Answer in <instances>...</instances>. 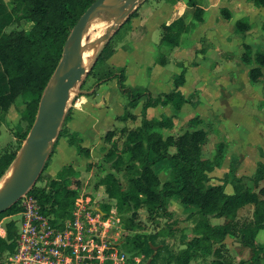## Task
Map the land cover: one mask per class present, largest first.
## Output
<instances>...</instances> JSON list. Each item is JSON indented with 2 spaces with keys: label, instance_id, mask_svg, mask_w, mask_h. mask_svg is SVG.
I'll return each mask as SVG.
<instances>
[{
  "label": "crops",
  "instance_id": "crops-1",
  "mask_svg": "<svg viewBox=\"0 0 264 264\" xmlns=\"http://www.w3.org/2000/svg\"><path fill=\"white\" fill-rule=\"evenodd\" d=\"M195 6L202 9L201 20L193 16ZM222 10L230 16L224 17ZM178 18L185 29L176 44H167L162 39V27ZM237 21L244 24L242 30L237 29ZM122 23L112 34V53L96 63L93 73L71 98L64 131L54 140L45 170L53 178L64 166H71L79 175L87 173L89 166L104 155L107 131L140 123L145 98L127 107L114 75L95 84L99 77L122 70L123 83L134 92L146 91L153 97L177 92L186 100L180 107L171 102L146 107L144 115L147 119L169 118L170 126L160 128L164 136L196 129L206 132L204 154L212 164L207 185L222 184L231 194L234 184L239 183L264 197V68L259 81L249 77L250 68L256 65L254 54L264 52V7L251 0H142ZM245 45L249 47V63L243 59ZM181 74L182 83L176 87L174 80ZM126 113L135 118L121 119ZM136 120L138 124H129ZM76 144L87 154L78 153ZM174 151L175 147H169L170 153ZM153 169L161 182L170 178L167 159L154 163ZM121 170H114L117 178ZM245 207L251 211L248 220L238 216ZM167 211L170 218L176 214L174 222L199 216L188 215L189 210L174 196L167 200ZM252 216L253 205L247 204L238 209L236 218L249 221ZM207 217L213 225L224 222L222 216ZM262 230L255 233L254 240L264 251ZM194 235L192 229L186 243ZM228 241L240 247L239 254ZM222 243L235 262L251 255L250 248L231 234ZM260 264H264V255Z\"/></svg>",
  "mask_w": 264,
  "mask_h": 264
},
{
  "label": "trees",
  "instance_id": "trees-1",
  "mask_svg": "<svg viewBox=\"0 0 264 264\" xmlns=\"http://www.w3.org/2000/svg\"><path fill=\"white\" fill-rule=\"evenodd\" d=\"M93 1L18 0V5L23 6L24 17L31 21L32 25L28 31L6 33L4 29L12 23L14 14L5 0H0V112L7 111L18 96L22 97L23 108L20 111V119L26 122L27 127L16 132L15 136L20 142L24 141L35 119L40 96L61 57L71 28ZM251 1L264 7V0ZM201 15L202 9L195 6L194 18L201 20ZM222 15L226 18L230 16L227 10H222ZM236 27L242 30L245 26L237 21ZM184 29L185 25L181 18L164 25L163 41L171 45L176 44L179 34ZM111 38L112 36L98 52L88 73H91L98 61L112 53ZM244 47L246 51L243 59L249 63L251 61L249 47L247 45ZM254 62L256 65L250 68L249 77L253 81H259L262 77L261 68H264L263 51L254 54ZM112 75L117 77L118 87L127 107H134L142 98L145 100L142 105V117L137 126H123L118 129L117 134L115 130H109L105 134L104 138L111 143V147L104 153L103 160L114 170L134 169V174L130 175L126 182H122L113 172H107L98 179L97 184L102 185L107 197L114 200L113 204L102 203L101 209L106 213L110 210L118 214L130 212L131 216L127 217L126 221L129 222V227L135 230L139 226L133 223V219L139 207L145 206L151 212L161 211V215L170 218L167 200L174 196L184 208L189 210L188 215L198 214L200 218L193 228L195 235L180 252L169 254L165 264H170L171 261L175 264H189L190 260L205 258L208 255L211 256L210 264H260L264 251L261 245L255 243L254 236L259 229L264 228V197L244 189L239 183L234 184V191L231 194L224 191L222 184H206L207 172L211 170L212 164L204 154L206 143L204 130L196 129L175 136H164L160 128L170 126L169 118L145 117V108L149 106L171 102L176 107H180L186 101L182 96L177 92L163 93L155 97L146 91L134 92L123 83L122 70L99 77L95 84L107 80ZM182 80L183 74L174 80L175 86L182 83ZM69 113L70 108L65 113L64 120ZM127 118L134 119L135 116L126 113L121 117V119ZM62 131L64 129L60 128L58 133ZM121 138L123 143L119 150L117 141ZM171 146L175 147L172 153L169 152ZM76 148L78 153L88 152L78 144ZM16 155L17 149L9 147L0 153V178ZM162 159H167L171 163L170 178L164 182L160 181L153 169V164ZM46 167L47 161L44 169ZM74 173L71 166H64L56 177L51 178L47 183L39 185L36 182L28 190V194L37 199L46 213L65 217L69 215L77 191L69 188L63 180ZM42 175L41 173L37 181L42 179ZM247 204L253 205V218L249 221H239L236 218L237 211ZM19 209V201H17L0 213V220ZM208 215L222 216L224 222L213 225L209 222ZM5 226L6 237H0V261L14 247L15 225L13 221H8ZM227 234L237 237L242 246L250 248V257L235 262L232 254L222 243ZM156 235L145 236L135 233L127 238V242L131 244V249L140 250L144 256H147L151 251L149 244Z\"/></svg>",
  "mask_w": 264,
  "mask_h": 264
},
{
  "label": "rangeland",
  "instance_id": "rangeland-1",
  "mask_svg": "<svg viewBox=\"0 0 264 264\" xmlns=\"http://www.w3.org/2000/svg\"><path fill=\"white\" fill-rule=\"evenodd\" d=\"M5 2L7 3L8 7L12 10L14 14V20L10 25H8L4 29V32L12 33L18 30L28 31L32 25V22L24 17L22 9L23 6L18 5V0H5ZM123 22H126V19ZM104 44L105 41L102 42V45L97 51V54L102 49ZM93 70L91 71V73H93ZM87 73L84 76L82 82L86 78H89V76L91 75V73ZM81 83L76 84L74 89L71 91L70 98L66 106V112L68 108H70L71 98H73L75 92H77V88H79ZM22 108V97L18 96L14 104L7 111L0 112V153L8 147L16 148L17 153H19L20 148L23 145V142H20L15 136L18 129L24 130L27 127L26 122L20 119V111ZM63 121L64 119H62L59 130L64 124ZM129 124L136 125L138 124V120L132 123L129 122ZM120 127L121 126L114 127L116 134ZM117 142L118 149L120 150L122 148L123 139L121 138ZM106 143L107 145L103 148V154L111 147L110 142ZM89 168L91 170H89L87 173H83L81 175L76 173L71 174L69 175V177H66L63 182L69 188L75 189L77 193L88 194L92 198H96L97 206L98 204L101 206V204L105 202H111L113 204L114 200L109 199L107 195H104V193H102L101 190H104V187H99L97 185V182L98 179L101 178L107 172L112 171L114 173V169L110 167L109 163L103 160V155L101 158L98 159V161H94V163L89 166ZM42 174V179L36 181L39 185L47 183L51 178H53L45 169L42 171ZM133 174L134 169H124L120 172H117V176L120 180H122V182H126V179ZM169 209L173 210L170 207ZM103 212L107 214L105 210H103ZM160 212L161 211L151 212L147 210L145 206L139 207L136 211V216L133 219V223L138 224L139 226L138 228H135V230L131 229L129 227V222L126 221V218H129L131 216L130 212L122 214H118L115 211L111 212V215H113L114 222H109V225L111 227H108L110 228L108 232V237L112 243V247H109V249L111 250L112 257L114 258V264H149L150 262L153 264H165L166 257L169 254L178 253L185 247L186 239L190 237V232L192 231V229L194 228L193 226L200 217L194 216L188 218V220L184 218L182 219L184 222L181 223L178 221H172L176 214H172L173 218H168L163 214L161 215ZM238 216L240 219L248 220L251 216V211L249 207H245L244 209H242ZM2 222H4V220ZM135 233L143 234L145 236L157 234L149 244L151 251L147 256H144L140 250L130 248L131 244H128L127 238L131 237ZM262 233H264V230H262ZM228 244L230 248L234 247L233 249L235 250V252L239 254L241 249L240 247H238V245L232 244L231 241H228ZM210 258L211 257L209 256L205 260L193 259L190 260L189 264H209ZM170 264H175V262L171 261Z\"/></svg>",
  "mask_w": 264,
  "mask_h": 264
},
{
  "label": "built area",
  "instance_id": "built-area-1",
  "mask_svg": "<svg viewBox=\"0 0 264 264\" xmlns=\"http://www.w3.org/2000/svg\"><path fill=\"white\" fill-rule=\"evenodd\" d=\"M18 201L20 209L0 220L2 238L6 222L15 225L13 250L0 264H114L108 237L114 210L105 214L96 198L77 193L65 217L46 213L28 192Z\"/></svg>",
  "mask_w": 264,
  "mask_h": 264
},
{
  "label": "water",
  "instance_id": "water-1",
  "mask_svg": "<svg viewBox=\"0 0 264 264\" xmlns=\"http://www.w3.org/2000/svg\"><path fill=\"white\" fill-rule=\"evenodd\" d=\"M116 1H122L115 9L118 22L103 36L106 42L142 0H94L71 28L61 57L40 96L35 119L19 153L10 164L12 173L0 190V213L28 192L41 175L66 113L70 93L76 84L82 82L96 58L87 68L84 66L81 43L83 30L94 14L106 4Z\"/></svg>",
  "mask_w": 264,
  "mask_h": 264
},
{
  "label": "bare ground",
  "instance_id": "bare-ground-1",
  "mask_svg": "<svg viewBox=\"0 0 264 264\" xmlns=\"http://www.w3.org/2000/svg\"><path fill=\"white\" fill-rule=\"evenodd\" d=\"M122 1L106 4L99 12L94 14L87 22L82 34V62L86 68L92 63L98 49L102 45L103 36L110 32L117 24V14L115 9ZM71 94V93H70ZM12 165L0 178V190L6 184L12 173Z\"/></svg>",
  "mask_w": 264,
  "mask_h": 264
}]
</instances>
